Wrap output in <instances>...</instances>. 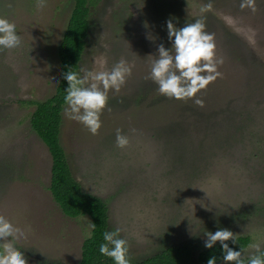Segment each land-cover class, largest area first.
Wrapping results in <instances>:
<instances>
[{
    "label": "rangeland",
    "instance_id": "374dc122",
    "mask_svg": "<svg viewBox=\"0 0 264 264\" xmlns=\"http://www.w3.org/2000/svg\"><path fill=\"white\" fill-rule=\"evenodd\" d=\"M251 3L101 0L93 9L80 69L124 58L132 74L109 91L95 135L65 106L61 143L83 191L107 204L109 231L121 229L132 263L183 245L197 263L205 232L220 228L264 247V0ZM73 9L74 0L40 9L35 0H0L21 38L0 50V214L26 230L17 247L27 264H78L92 233L89 217H67L55 202L52 157L30 123L31 102L51 98L61 79L58 50ZM201 17L224 62L222 76L196 94L198 105L160 94L149 73L158 46L170 47L166 22L183 27ZM117 129L129 138L124 148Z\"/></svg>",
    "mask_w": 264,
    "mask_h": 264
},
{
    "label": "clouds",
    "instance_id": "9594fccd",
    "mask_svg": "<svg viewBox=\"0 0 264 264\" xmlns=\"http://www.w3.org/2000/svg\"><path fill=\"white\" fill-rule=\"evenodd\" d=\"M46 0H35L37 9L43 8ZM248 6L252 7L251 0ZM245 3H241V8ZM211 8L207 4L202 11ZM254 10V8H253ZM167 24V37L170 47L161 43L157 48L150 67L149 78L158 86L160 94L176 99H194L202 105L203 101L196 94L208 84L222 76L218 66L223 58L217 57L214 34L206 31L204 18H197L183 27H176L171 20ZM21 45V38L16 24L6 15H0V50L15 49ZM94 63L99 70L81 68L79 71L68 70L63 74L67 81L64 102L65 115L68 119L81 123L95 135L101 127V114L105 109L109 91L119 92L132 74V66L121 58L110 69H107L103 57L96 58ZM116 146L124 148L129 144L127 135L116 130ZM94 229L95 224L89 223ZM119 227L103 233V242L99 244V253L110 258L114 264H130L128 241L121 235ZM204 247L211 249L220 243L224 264H264V247L258 242L248 247L253 249L246 255V249L234 250L227 241L236 244L234 233L227 228L205 232ZM27 239L25 229L17 227L7 216L0 214V264H27L24 253L17 247ZM216 257H210L208 264H216Z\"/></svg>",
    "mask_w": 264,
    "mask_h": 264
},
{
    "label": "trees",
    "instance_id": "16d2710c",
    "mask_svg": "<svg viewBox=\"0 0 264 264\" xmlns=\"http://www.w3.org/2000/svg\"><path fill=\"white\" fill-rule=\"evenodd\" d=\"M100 2L74 0V9L58 50L62 73L56 92L45 101L31 102L36 107L30 119L31 127L46 144L52 157L50 191L55 202L65 216H87L95 224L91 237L82 246V258L78 264H114V261L102 256L98 250L99 244L103 242V233L109 231L108 206L101 198L83 191L72 174L61 143L62 113L66 106L64 95L68 86L63 74L69 69L80 70L91 28V14ZM236 241V244L231 241L226 243L234 250H240V247L246 249L251 243V239L246 236L237 237ZM213 256L217 258L216 263L223 261L220 244L200 252L197 263L194 262V252L190 245L171 246L146 260L130 264H208L209 258Z\"/></svg>",
    "mask_w": 264,
    "mask_h": 264
}]
</instances>
